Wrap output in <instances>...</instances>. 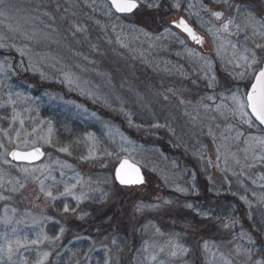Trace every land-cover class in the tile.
<instances>
[{"label": "rangeland", "instance_id": "obj_1", "mask_svg": "<svg viewBox=\"0 0 264 264\" xmlns=\"http://www.w3.org/2000/svg\"><path fill=\"white\" fill-rule=\"evenodd\" d=\"M6 1L0 264H264V128L233 100L247 103L264 61V0H138L132 14L108 0H21L31 10L15 11ZM73 1L104 31L82 60L51 37L52 19L75 20L65 10ZM181 16L201 42L172 26ZM152 133L171 150L141 142ZM37 146L38 163L9 157ZM123 158L145 183L118 185ZM193 209L205 227L184 222Z\"/></svg>", "mask_w": 264, "mask_h": 264}, {"label": "snow or ice", "instance_id": "obj_2", "mask_svg": "<svg viewBox=\"0 0 264 264\" xmlns=\"http://www.w3.org/2000/svg\"><path fill=\"white\" fill-rule=\"evenodd\" d=\"M2 2L3 0H0V3ZM226 2L227 0H225V3ZM111 3L115 7V9L121 13H132L134 10L140 7V3L138 2V0H111ZM146 6L159 7L158 4H146ZM174 7H179V4L174 5ZM213 15L219 19L223 16V13L217 11L213 12ZM231 23L232 21L229 20L227 23L224 24V29L226 31L228 30L229 24ZM177 26L182 27L184 31L192 35V38L194 40H197V42H201L199 38L195 35V33L192 31V29L183 20H181ZM256 47L260 48L264 47V45L257 44ZM242 59L245 62H248V56H244L242 57ZM255 63H257V58L255 53L253 52L251 54V62L249 64V67L251 66V64ZM254 79L255 82L251 85V91L246 94L247 103L245 104V102L241 101L240 98L237 96H234L233 100L240 108L242 115H246L243 110L247 106L251 109V112L254 114L256 119H258L261 124H264V68H261L259 70V72L255 75ZM60 151L67 152L68 149L62 148L60 149ZM11 155L17 160H37L43 155V153L40 151L39 148H36L30 152H12ZM117 175L120 179L121 184L132 185L142 184L144 182L143 177L140 174V169L128 160H124L121 163L120 168L117 171ZM41 191H44L43 182H41ZM45 194L49 197H52V199H56V197L53 196V193L51 191H47ZM70 194L71 191L67 188L65 189V192L62 193V195ZM64 210L66 212L68 211L67 206H65ZM161 251H163V249H161ZM9 252H11V247L9 248ZM171 255L175 256L176 252H172Z\"/></svg>", "mask_w": 264, "mask_h": 264}, {"label": "trees", "instance_id": "obj_3", "mask_svg": "<svg viewBox=\"0 0 264 264\" xmlns=\"http://www.w3.org/2000/svg\"><path fill=\"white\" fill-rule=\"evenodd\" d=\"M19 1H21V0H7L6 2H9V8L11 11H15L16 9L21 10V7L24 10H31L30 6L23 3L24 1H21L20 3H18ZM25 1H28V0H25ZM158 8H159L158 11L163 10L162 5H159ZM65 10H67L66 14L71 13L74 16L75 20H70V22L63 23V22H58L60 20L59 18L58 19H55V18L52 19L53 21L51 24L56 28L57 32H56V35H52L51 37L54 38L55 42L56 41H63V39H64V40H66V43L68 45H70V47L78 46L79 49H73V48L71 49V51L75 50L79 55H81V58H78V59H76L74 57L75 60H80V59L82 60L85 58H89L90 56L88 55V53H86L87 51H89L88 48L90 46L98 47L100 42L104 40L102 37L103 32H104L103 29L95 26L96 25L95 18L92 15H89L87 13L88 11H86L85 9L83 10L81 8L79 1H73V2L67 3ZM69 23H70V27L68 26ZM66 26L68 28H72L71 26H78V27L82 28L83 32L81 34H70L68 32V28L64 29V28H66ZM71 31H74V30H71ZM64 35H65L66 39L63 37ZM33 40H34V38H33ZM84 51H85V53L83 54ZM85 55H86V57H85ZM147 77L148 76H145V79ZM143 78H144V76H143ZM135 98L136 97H133L132 99H135ZM132 99H131V103H133ZM114 120L117 122V124L121 123L123 128L126 129L125 119L115 115ZM129 133H131V132L129 131ZM137 133H133V134L138 135ZM130 136H133V135H130ZM141 140H142L141 142L153 141L152 142L153 144H161L163 146L164 151H166V152H168V150L169 151L171 150L170 145H169V147L167 146V144H170V142L168 143L165 136L161 137V136H157V135L152 133V136L149 134L148 136H144ZM181 216H182L183 220H186L184 222H187L188 224L195 226V227H198V228L200 226L205 227L204 226L205 222H207L205 219H203V220L199 219V214L197 213L196 209H193L191 212H187V214L182 213ZM212 216H214V215H212ZM206 218L209 219L208 217H206ZM185 225H187V224H183V226H185Z\"/></svg>", "mask_w": 264, "mask_h": 264}, {"label": "water", "instance_id": "obj_4", "mask_svg": "<svg viewBox=\"0 0 264 264\" xmlns=\"http://www.w3.org/2000/svg\"><path fill=\"white\" fill-rule=\"evenodd\" d=\"M109 1V3L112 5V3H111V0H108ZM139 3H140V1H138ZM141 5V4H140ZM112 7H113V9L115 10V12L117 13V14H132V13H134L136 10H138V8L136 9V10H134L132 13H121V12H118L116 9H115V7L112 5ZM181 20H183L191 29H192V31L195 33V35L198 37V38H200V34H199V32L197 31V29L184 17V16H181V17H179L178 19H173L172 21H171V24H172V26H174V27H176V28H178V29H180L182 32H184L188 37H189V39H191L192 41H196L197 42V40H194L193 38H192V35H190L188 32H186V31H184V29L182 28V27H178L177 25L179 24V22L181 21ZM262 68H264V63H263V67ZM254 82H255V80H254ZM253 82V83H254ZM250 91H251V88H250ZM249 91V92H250ZM248 92V93H249ZM249 109V111H250V113H251V115L253 116V118L264 128V124H261L260 123V121L258 120V119H256V117L254 116V114L251 112V109L250 108H248ZM36 148H39L40 149V151L43 153V155L39 158V159H37V160H17V159H15L12 155H11V153L12 152H30V151H33L34 149H36ZM45 155H46V151L43 149V147H40V146H37V147H34V148H31V149H19V148H14V149H12L11 151H10V153H9V157H10V159L13 161V162H15V163H24V164H35V163H38V162H40V161H42L44 158H45ZM124 160H128V161H130L131 163H133V164H135L139 169H140V174L142 175V177H143V180H144V182L143 183H145V181H146V178H145V174H144V171H143V169H142V167L139 165V164H137V163H135L134 161H132L130 158H123L119 163H118V165H117V167H116V169H115V178H116V181H117V183H118V185H120V186H134V185H141V184H132V185H125V184H121L120 183V179H119V177H118V175H117V171H118V169L120 168V165H121V163L124 161ZM142 183V184H143Z\"/></svg>", "mask_w": 264, "mask_h": 264}, {"label": "flooded vegetation", "instance_id": "obj_5", "mask_svg": "<svg viewBox=\"0 0 264 264\" xmlns=\"http://www.w3.org/2000/svg\"><path fill=\"white\" fill-rule=\"evenodd\" d=\"M255 80V79H254ZM254 82V81H253Z\"/></svg>", "mask_w": 264, "mask_h": 264}]
</instances>
